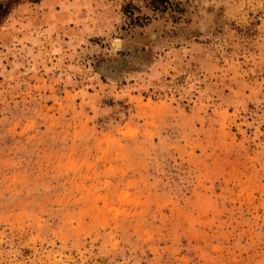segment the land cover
<instances>
[{
  "label": "rangeland",
  "instance_id": "374dc122",
  "mask_svg": "<svg viewBox=\"0 0 264 264\" xmlns=\"http://www.w3.org/2000/svg\"><path fill=\"white\" fill-rule=\"evenodd\" d=\"M12 1L0 264H264V0Z\"/></svg>",
  "mask_w": 264,
  "mask_h": 264
},
{
  "label": "trees",
  "instance_id": "16d2710c",
  "mask_svg": "<svg viewBox=\"0 0 264 264\" xmlns=\"http://www.w3.org/2000/svg\"><path fill=\"white\" fill-rule=\"evenodd\" d=\"M20 0H13L14 4L19 3ZM39 0H33V2H38ZM147 7L154 13L156 12H166L169 9H175L177 6L173 5L169 0H148ZM9 6L4 8L0 7V20L7 14ZM130 9L128 6L124 8V12L128 13L130 17L132 16L130 13ZM147 19V18H145ZM136 20V19H135Z\"/></svg>",
  "mask_w": 264,
  "mask_h": 264
}]
</instances>
